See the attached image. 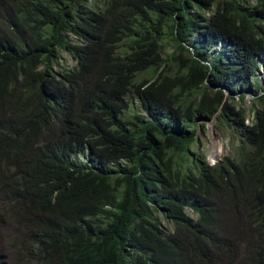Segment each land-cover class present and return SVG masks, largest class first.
<instances>
[{"label":"trees","instance_id":"trees-1","mask_svg":"<svg viewBox=\"0 0 264 264\" xmlns=\"http://www.w3.org/2000/svg\"><path fill=\"white\" fill-rule=\"evenodd\" d=\"M98 2L0 0V198L21 261L264 264V0ZM215 120L236 151L210 164L197 131Z\"/></svg>","mask_w":264,"mask_h":264},{"label":"rangeland","instance_id":"rangeland-1","mask_svg":"<svg viewBox=\"0 0 264 264\" xmlns=\"http://www.w3.org/2000/svg\"><path fill=\"white\" fill-rule=\"evenodd\" d=\"M89 6L95 11H98L102 4L98 0H89ZM219 52L218 47L211 51ZM62 63L67 65L74 64V60L71 55L63 51L62 52ZM258 80L259 84L264 85V64H262L261 69L255 75L254 80ZM260 85V86H261ZM246 95L244 100L240 98V94L236 96L235 102L238 106H243L249 109L247 115V122H251L252 119V99L254 94L249 92H244ZM132 111H140V106L137 100L133 97L132 100ZM217 121L209 122L205 131L198 129L197 135L201 138L199 142L200 155L204 154L206 156L207 162L214 164L220 157L227 154H234L236 151V141L235 132L226 123L223 124L222 128L217 126ZM201 149H203L201 151ZM78 162H85V156H76ZM8 203L0 198V264H23L25 262L21 261L24 258V253L17 247L13 246L16 240H21L23 235V228L21 225L17 224L14 220L8 216ZM252 235V234H251ZM248 235V238L257 239L256 236ZM9 237V245L7 241ZM31 264V263H28Z\"/></svg>","mask_w":264,"mask_h":264}]
</instances>
